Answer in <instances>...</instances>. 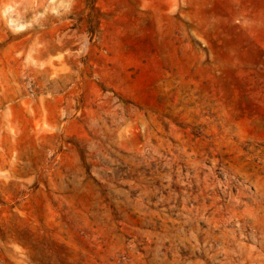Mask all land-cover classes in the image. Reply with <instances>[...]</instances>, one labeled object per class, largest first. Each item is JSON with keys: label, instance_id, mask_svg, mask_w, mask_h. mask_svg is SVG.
Here are the masks:
<instances>
[{"label": "rangeland", "instance_id": "374dc122", "mask_svg": "<svg viewBox=\"0 0 264 264\" xmlns=\"http://www.w3.org/2000/svg\"><path fill=\"white\" fill-rule=\"evenodd\" d=\"M0 264H264V0H0Z\"/></svg>", "mask_w": 264, "mask_h": 264}, {"label": "bare ground", "instance_id": "6f19581e", "mask_svg": "<svg viewBox=\"0 0 264 264\" xmlns=\"http://www.w3.org/2000/svg\"><path fill=\"white\" fill-rule=\"evenodd\" d=\"M14 21V20H13ZM12 21V22H13ZM47 24H50L49 22H43L42 23V27H45ZM14 26H15V28H21V27H23L24 25L22 24V23H18V21H17V24H14ZM70 38V36L68 35L67 36V34H64L63 33V35L61 36V35H59L58 36V38H57V42L58 43H60V46H65V51H66V53H69V56H72L71 54V52H73L72 51V47L71 46H69V45H67V42H66V40L67 39H69ZM35 49H36V51H37V53H38V55H39V57L40 58H44L45 56H48L49 57V49H47V46L46 45H43L42 47H34ZM54 58V57H53ZM50 59V62H48V63H50L49 64V67H50V70L51 71H54V70H56L55 69V67H54V62H53V59L50 57L49 58ZM60 64V63H59ZM43 70V69H42ZM50 71V72H51ZM57 71H59V70H57ZM49 72V73H50ZM51 74V73H50ZM57 74V73H56ZM49 75V74H48ZM65 78H67L66 76H65Z\"/></svg>", "mask_w": 264, "mask_h": 264}]
</instances>
